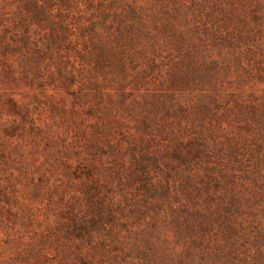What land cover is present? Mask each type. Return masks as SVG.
<instances>
[{"label": "trees", "instance_id": "1", "mask_svg": "<svg viewBox=\"0 0 264 264\" xmlns=\"http://www.w3.org/2000/svg\"><path fill=\"white\" fill-rule=\"evenodd\" d=\"M251 1L19 0L16 11L0 10V203L18 200L1 177L28 172L19 141H51L29 92L66 95L98 120L83 131L88 155L76 169L65 164L82 189L60 224L68 243L55 247L58 264H264V189L249 186L263 164L254 155L264 100L244 101L228 81L233 66L243 85L253 70L264 77V46L250 43L264 33V6ZM249 47L258 59L245 68ZM163 65V93L149 98L143 88ZM222 104L234 107L220 117L251 113L247 138L216 124ZM85 243L86 254L77 248Z\"/></svg>", "mask_w": 264, "mask_h": 264}, {"label": "rangeland", "instance_id": "2", "mask_svg": "<svg viewBox=\"0 0 264 264\" xmlns=\"http://www.w3.org/2000/svg\"><path fill=\"white\" fill-rule=\"evenodd\" d=\"M18 1L0 0V10L5 9L8 12H14L18 8ZM251 3L252 6H256L259 3L264 6V0H252ZM256 38L255 32V35L251 38V45L257 44L263 47L264 33L259 40ZM253 40H256V43ZM207 51V56L218 60L217 54L219 52L217 49L213 50L209 47ZM250 51H252V55L249 56V53H245L242 57L243 62L246 64L245 68L254 64L252 63L253 60L256 61L258 59L256 57L257 48H251ZM165 57L166 59L163 60L166 64L170 62V57L168 54ZM250 57H252V61L249 63L248 59ZM239 69L237 66H233L232 77L228 79L233 85V90L236 89L237 94L241 95L244 101L253 99L264 100V77L260 79L261 81L257 80L253 70L250 75L248 73L243 75L242 78L244 79L242 82L246 84L243 85L241 80L238 81L237 71ZM168 71V66L163 65L158 73L155 74V79L151 82L149 81V84L143 88L142 93H145L148 97L162 94L163 92L159 91L161 89L159 85L164 81L167 83ZM235 82L241 83V87H239V84H234ZM230 88L231 86H228L225 91L231 93L232 88ZM37 93V96H33L34 93L29 92V101L34 103V116L39 120L37 122L41 125L43 134H46V136L48 134L51 137V141L43 143L39 139L37 141L31 139L27 140V142L19 141L21 145L16 151L18 162H21L28 172L21 178L18 171H14L11 178L9 176L1 177L2 180L9 182L7 191L11 192L13 196L17 195L18 200L15 201L12 198L11 202L14 203H11L10 207L5 203H0V264H58L61 261L63 255L57 253L55 247L63 243L67 244L68 241L63 239L62 234L59 233L61 231L60 224L69 220L71 208H75L73 196L81 197L79 192L82 189L80 182H69L64 177V175L69 173L65 164L68 162L72 169H76L79 162L88 155L85 146L89 144L87 141L88 136L83 131L87 127H93L98 123L96 118L88 117L86 115L87 112L82 107L77 106L74 108L73 99L66 95H54L50 90L47 97L40 92ZM16 99L23 102V98L20 95H17ZM116 99L117 101L120 100L119 98ZM233 107L234 105L230 104L223 108L222 104L223 109L220 107L221 109L218 111L219 117L215 119V122L228 130L229 134H225V136L231 137L234 136L232 134H237L247 138L246 130L250 133L251 128H245V122L249 123L248 120L252 118L250 112H243L240 115L237 112V115L233 116L228 114V118L220 117L225 111ZM224 120L230 122L232 126H228L224 123ZM123 123L124 126L134 127V122L129 116L125 117ZM91 128L90 130H92ZM259 133L264 136V130L259 131ZM103 143L107 144L105 141ZM127 146V143H123L120 149L125 151ZM256 149L258 155H254V157H258L260 161H263L261 168H255L253 163L255 159L251 158V153H247L249 157L246 167L251 166V168L257 169L254 172H257V180L255 182L258 187L253 183H250L249 186L251 188L254 187L253 191L262 193L264 189V145ZM110 151L108 148H103V152L107 155L101 156V161L106 166L114 167L111 163H107L111 162L107 159L111 154L109 153ZM44 161H48L50 164V173L46 177L40 175L43 171L39 169L43 163L45 167H48V164L46 165ZM235 174L237 178L235 181L241 182L240 175H237L239 173ZM116 182L114 180L109 186L113 189L117 188ZM103 188L104 191H107L109 187L104 186ZM123 235L127 237L128 234L123 233ZM125 241L127 242L126 239ZM77 248H82L81 252L84 254L90 251V247L86 243ZM71 249L72 253H74L71 257L79 252L75 246H71ZM71 260H69L70 263Z\"/></svg>", "mask_w": 264, "mask_h": 264}]
</instances>
